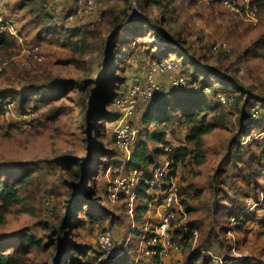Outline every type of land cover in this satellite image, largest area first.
<instances>
[{
  "label": "rangeland",
  "instance_id": "1",
  "mask_svg": "<svg viewBox=\"0 0 264 264\" xmlns=\"http://www.w3.org/2000/svg\"><path fill=\"white\" fill-rule=\"evenodd\" d=\"M41 1L33 5L25 0H0V36L7 40L0 44V96L14 104L13 117H0V171L26 176L20 184L23 204L2 214L0 238L30 233L41 241L40 248L28 249L23 264H66L71 255L90 264H150L152 255L140 249L146 234L138 238L132 232H152L163 210L154 202L143 207L141 198L130 213L121 197L115 202L108 198L111 182L127 172L125 152L116 144L114 133L120 113L114 99L106 103L108 95L113 92L116 97H126L133 83L143 81L141 76L152 56L175 49L195 58L201 68L221 70L251 96L264 99V9L258 7L251 18L242 9L224 10L219 0H194L193 5L186 3L176 11V26L185 32L181 40L176 26L164 23L159 10L143 7V0H46L45 5ZM44 8L51 12L52 20L38 18ZM95 9L103 11L104 18L91 22L87 17ZM44 26L57 31L52 36L42 34ZM76 29L78 35L67 37L70 33L66 31ZM216 43H225L228 49L214 48ZM259 43L261 49L255 47ZM120 49L122 54L117 55ZM33 53L39 59H34ZM169 58L177 64L178 73L191 76L193 67L184 65L182 57L169 54ZM208 78L213 88L207 98L218 102L213 90L222 85L213 76ZM157 79L169 89L168 82ZM60 80L71 83L62 87L57 83ZM81 86H86L85 90ZM148 106L149 102H139L128 121L137 130L131 152L138 139L157 128L143 124ZM102 109L110 114L107 120L100 115ZM222 109L226 125L204 135L205 162L199 166L179 164L172 172L178 201L172 206L169 235L182 246L170 255V264H188L189 256L201 250L202 260L196 264L264 263V195L260 189L264 173L254 185L253 178L243 181L239 175L255 170L254 165L246 167L251 154L259 156L264 150V131L258 128L241 136L237 109L228 104ZM26 112L29 119H18ZM177 122L175 119L167 128L172 154L183 146L186 136V127ZM237 143L245 150L238 159L234 157ZM156 147L149 142L150 156L166 159L153 154ZM62 156L89 163V169L97 172L95 184L76 177L75 168L65 169L57 160ZM90 186L92 196L105 210L101 222L92 223L79 207H75V217L62 222L67 212L64 202L80 192L83 196ZM257 193L258 201L254 199ZM82 196L79 206L86 207L81 205ZM237 210L249 218L246 230L245 224H238L241 227L237 229L238 225L227 221L226 211ZM103 230H110L114 238L113 250L106 256L99 252ZM248 231L251 237L247 239ZM187 232L192 240L184 246L183 233ZM163 259L167 261V257Z\"/></svg>",
  "mask_w": 264,
  "mask_h": 264
},
{
  "label": "trees",
  "instance_id": "2",
  "mask_svg": "<svg viewBox=\"0 0 264 264\" xmlns=\"http://www.w3.org/2000/svg\"><path fill=\"white\" fill-rule=\"evenodd\" d=\"M46 0H43V5L46 4ZM126 1V0H123ZM179 1V2H178ZM221 0H219L220 2ZM28 4L40 5L42 4L41 0H25ZM253 2L260 8L264 9V0H253ZM186 3L194 4V0H143L142 4L144 6H152L153 8L160 11L161 19L164 23L177 25V9L181 8L182 5ZM44 7V6H43ZM42 15L38 18L40 20H52L51 12L47 11L46 8L42 10ZM76 13V10H72V15ZM104 18L103 11L95 9L91 11L90 16L87 17L88 20H96L97 18ZM141 19V18H140ZM141 21V20H140ZM42 34L45 35H54L57 30L54 28H45L42 27ZM176 31L181 40H184L185 32L178 26H176ZM70 33L67 35L74 36L78 35L79 30H69L66 31ZM6 37L0 36V44L6 43ZM262 43L257 44L255 47L258 49L262 48ZM183 48H180L182 51ZM115 52V51H114ZM122 54V50L117 51V55ZM169 54L179 55L182 57V63L188 67H193V73L191 74V82L196 83L198 85L197 90H192L191 88L185 89H174L169 85V89H165V94L156 93L149 101V106L145 109V112L142 116L143 124L148 126L149 124H155L157 128L152 132H147L146 137L144 139H138L136 142V146L134 147L131 155L128 159L124 155V165H126L127 172L131 170H138L143 172L145 177H148L153 169L158 165V158H154L149 154L148 144L149 142H154L157 146L153 149L155 155H164L168 158L172 155V168H174L179 164L190 163L193 166H199L205 162V154H204V135L211 132L213 129L217 127H224L226 125L225 118V110L222 109L223 105H233L235 109L238 111V123L240 124L241 136L247 135V133L255 130L262 129L264 131V99L256 98L251 96L249 92L245 91L241 86L238 85L233 78L227 76L221 70L217 68L206 69L201 68L202 66L195 58H190L189 56L178 52L177 50L169 49L167 51L160 50L152 56L151 60H163V59H171L169 58ZM207 72H206V71ZM212 70V71H210ZM145 71V69H144ZM204 76L202 81H199L200 76ZM209 76H213L215 79L221 83V87L214 88V92L223 93L228 99H231V102L222 103L221 100L216 98L214 102L213 100H208V94H204L203 90L205 87L213 88L211 84V80H209ZM189 77V76H188ZM60 83L62 87H69L71 82L60 80L57 81ZM191 83V84H192ZM88 82H86L87 86ZM86 86H81V90H85ZM225 87V88H224ZM229 89L230 91L226 90ZM213 94V93H211ZM210 94V95H211ZM117 94L110 92L108 98L106 100L107 104H111L113 99H115ZM6 100L5 96H0V114L4 110V102ZM212 114L209 118L208 115ZM100 115L103 120H107L108 114L106 110H100ZM135 115V114H134ZM133 115V116H134ZM132 116V117H133ZM131 117V118H132ZM130 118V119H131ZM175 119H178L177 123L186 127V136L183 146L175 149L174 153L169 154L164 150L165 147H168V141L166 137L167 128ZM168 137V136H167ZM240 143V142H239ZM237 143L235 152L236 156L240 158L244 153V147ZM259 156H254L253 154L249 157V166L246 167V170L250 166H255V170L251 174H247V176L240 175L241 179L249 180L253 178V183H256V179L259 178L264 173V150L260 152ZM67 170H73V173L78 178H85L86 183L95 184V176L97 172L91 171L89 166L85 160L70 157V156H62L57 159ZM99 162V161H98ZM97 165V161H95ZM88 166V167H87ZM172 170V172H173ZM170 173L172 176L173 173ZM236 172H234L235 174ZM238 176V174H236ZM244 176V177H243ZM246 177V178H245ZM3 178V179H2ZM26 179V176L18 173H12L7 170L0 171V222L2 221V214L7 211V209L16 204H23V201L20 197V184L23 183ZM166 180L160 186H156L154 188L149 187V185L142 184L137 192V197L139 200L143 198L145 200V204L143 207H147L146 204L154 202V205H159L163 202V192L166 189ZM90 190H85L82 196L81 195V205L86 207L79 206V196L65 201L64 208L66 212V216H64L62 222L65 223L70 217H75V207H79V211L83 212L85 217H88L92 220V223L101 222V213L104 210L103 206L99 204L98 200L92 196L91 188ZM257 187V186H256ZM263 186L260 189H262ZM261 194L264 195V189L261 191ZM250 199V198H249ZM255 200H259V193L254 197ZM137 208V207H136ZM98 209V210H97ZM187 211L189 209L187 208ZM227 221H231L232 217L241 218L238 220L237 224H246L249 218L244 215L239 214V210L237 212L226 211ZM80 223L84 224L85 220H78ZM172 221V220H171ZM139 224H147V222H142ZM155 226V225H154ZM241 226L238 225L237 229ZM154 227L152 228V230ZM170 231V230H169ZM135 237H140L146 234V239H149L153 231H145L143 230H134L132 232ZM16 239V244H12V241ZM183 240H185L184 246H189L192 240L191 233H183ZM180 243V248H181ZM41 241L38 240L35 236L30 233H24L21 236L17 234L13 236H9L7 238H0V264H23V260L25 255L28 253L29 248H40ZM157 250L161 249V246L158 245ZM77 251L79 255L83 254L81 247H77ZM178 252V251H175ZM171 252L168 256H164L160 258L159 253L153 254V260L150 264H161L163 262L169 263V257L171 254L175 253ZM194 253L189 256L188 264H196L198 261L202 260L201 253ZM210 253V252H209ZM211 255V254H210ZM212 256V255H211ZM167 257V261L163 258ZM66 264H90L85 260H80L78 257H74L73 255L68 256L65 259Z\"/></svg>",
  "mask_w": 264,
  "mask_h": 264
},
{
  "label": "built area",
  "instance_id": "3",
  "mask_svg": "<svg viewBox=\"0 0 264 264\" xmlns=\"http://www.w3.org/2000/svg\"><path fill=\"white\" fill-rule=\"evenodd\" d=\"M220 6L229 12H239L242 9L245 11L246 15L251 18H254L258 13V6L253 0H221ZM214 48L228 49L225 43H216ZM33 58L39 59L38 55L35 53H33ZM2 69L3 66L1 65L0 72ZM159 74L164 75L168 84L174 89H198V85L192 83L190 77L178 73L177 64L173 60H152L145 68L143 81L133 83L129 87L126 97H116L113 102V104L119 109L120 113L117 120L118 124L114 131L115 140L118 147L125 152L126 159L131 155L130 148L137 133L136 129L130 127L128 121L136 113L139 102L149 101L156 93L165 94V88L157 79ZM210 91L211 89L209 87H205L203 90L205 94L210 93ZM216 94L217 98L222 102H231V99H228L223 93L216 92ZM2 103L4 104V110L0 114V117H5L6 119L13 117V102L9 103L5 100ZM29 116L30 115L26 112L19 115L18 119L26 121L29 119ZM168 135L169 132L167 131L165 139ZM164 150L171 154L168 147H165ZM171 156L172 155H170V157ZM170 157L159 161L158 165L148 177H145L141 171L131 170L126 172L123 176L115 179L107 188L109 200L115 202L121 197L126 203L128 211L132 213L137 207L139 201L137 192L142 184L154 188L168 180L166 183V189L163 192V202L159 204V207H162L163 216L160 222L155 224L152 236L149 239H144L140 246L141 251L146 254L153 255L158 252L160 258L168 256L171 252L180 249V242L172 240L169 235L170 223L174 217L172 206L178 201L177 186L174 184L172 176L170 175L173 170ZM44 204L46 206L49 205L47 199H44ZM240 219L241 218L232 217V224H237ZM113 241V233L110 230H103L99 234V252L101 253V256H106L113 250ZM158 245L161 246L160 250L156 249ZM215 260L222 261L219 257H215ZM161 264L168 263L163 262Z\"/></svg>",
  "mask_w": 264,
  "mask_h": 264
},
{
  "label": "crops",
  "instance_id": "4",
  "mask_svg": "<svg viewBox=\"0 0 264 264\" xmlns=\"http://www.w3.org/2000/svg\"><path fill=\"white\" fill-rule=\"evenodd\" d=\"M221 7V6H220ZM222 8V7H221ZM225 10V9H224ZM144 76H145V71H143V75L141 76L142 78V80L144 79ZM157 78H160L161 80H163V81H166V83H167V79H166V77L164 76V75H161V74H159L158 76H157ZM249 222L250 221H247V223L245 224V226H244V230H246L247 228H248V226L250 225L249 224ZM256 230L255 229H253V232L252 233H254ZM251 232H247V239L248 238H250L251 237V234H250ZM251 241H253V240H251ZM264 242V241H263ZM260 244H262V243H260ZM263 249H264V244H263ZM264 264V263H263Z\"/></svg>",
  "mask_w": 264,
  "mask_h": 264
}]
</instances>
